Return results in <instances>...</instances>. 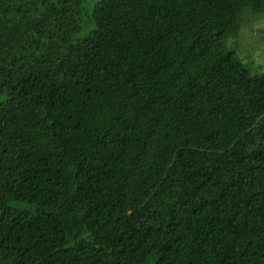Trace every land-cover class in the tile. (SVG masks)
I'll list each match as a JSON object with an SVG mask.
<instances>
[{
    "label": "trees",
    "instance_id": "obj_1",
    "mask_svg": "<svg viewBox=\"0 0 264 264\" xmlns=\"http://www.w3.org/2000/svg\"><path fill=\"white\" fill-rule=\"evenodd\" d=\"M264 0H0V264H264Z\"/></svg>",
    "mask_w": 264,
    "mask_h": 264
},
{
    "label": "rangeland",
    "instance_id": "obj_2",
    "mask_svg": "<svg viewBox=\"0 0 264 264\" xmlns=\"http://www.w3.org/2000/svg\"><path fill=\"white\" fill-rule=\"evenodd\" d=\"M227 47L252 73L264 72V14L246 11L238 33L227 40Z\"/></svg>",
    "mask_w": 264,
    "mask_h": 264
}]
</instances>
